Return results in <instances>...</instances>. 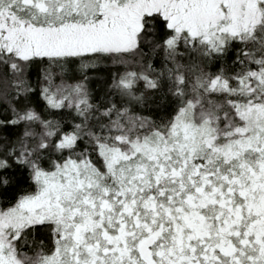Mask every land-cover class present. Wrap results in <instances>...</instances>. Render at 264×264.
Returning <instances> with one entry per match:
<instances>
[{"label": "snow or ice", "instance_id": "1", "mask_svg": "<svg viewBox=\"0 0 264 264\" xmlns=\"http://www.w3.org/2000/svg\"><path fill=\"white\" fill-rule=\"evenodd\" d=\"M0 264H264V0H0Z\"/></svg>", "mask_w": 264, "mask_h": 264}, {"label": "trees", "instance_id": "2", "mask_svg": "<svg viewBox=\"0 0 264 264\" xmlns=\"http://www.w3.org/2000/svg\"><path fill=\"white\" fill-rule=\"evenodd\" d=\"M188 57H185V60H187ZM157 67H160V64H156ZM122 71V68H118V66H113L110 63L107 64H101L97 66L96 68L92 69L89 73V87L93 90V94L101 98L103 94L109 92V85L112 81V76L117 71ZM33 78L35 74V69L32 70ZM155 107V105H153ZM40 239H43V237H40Z\"/></svg>", "mask_w": 264, "mask_h": 264}]
</instances>
